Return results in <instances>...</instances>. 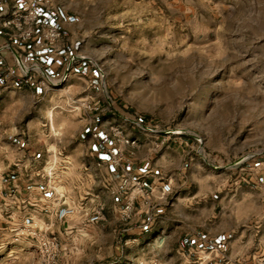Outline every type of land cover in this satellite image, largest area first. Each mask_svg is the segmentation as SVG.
<instances>
[{"label": "rangeland", "instance_id": "rangeland-1", "mask_svg": "<svg viewBox=\"0 0 264 264\" xmlns=\"http://www.w3.org/2000/svg\"><path fill=\"white\" fill-rule=\"evenodd\" d=\"M40 3L73 25L87 75L35 73L33 92L0 88V135L48 142L53 168L89 162L76 145L80 132L82 145L95 141L83 132L95 119L108 137L119 128L138 140L129 162L171 181L174 207L144 238L121 234L114 217L66 241L54 233L56 260L42 254L46 233L0 213V264H264V0ZM215 237L221 247L202 254ZM187 241L200 249L180 250Z\"/></svg>", "mask_w": 264, "mask_h": 264}, {"label": "crops", "instance_id": "crops-1", "mask_svg": "<svg viewBox=\"0 0 264 264\" xmlns=\"http://www.w3.org/2000/svg\"><path fill=\"white\" fill-rule=\"evenodd\" d=\"M3 1L0 3V12L4 13L9 11L10 6L16 4L14 0ZM38 9L40 8H37L40 17L56 26L62 33V38L52 48L36 46L35 42L31 41L20 47L14 44V51H11L4 49L6 38L0 30V88L16 91V89L23 87L31 92L38 88L36 79H39V76H36L35 80L29 83H24L20 79L21 71L16 64V57L24 65L37 62L53 79L63 78L72 73L74 76L87 75L83 65L78 63L79 58L73 54L76 52V46L80 41L73 25L66 17L58 13L54 15L52 12H47V15L44 16L43 12ZM96 122L97 119L94 120L93 126L85 127L83 132H86L87 137H89V132L96 130L99 139L90 140L91 144L82 145L84 136L80 132L78 134L79 143L76 145L79 154L82 150H86L89 154V162L85 163L81 160L62 162L58 160L59 166L53 167L54 170L48 165H44V157L45 159L49 157L44 153L50 154V150H52L48 142L39 140L42 147L37 149L32 146L30 135H27V140L19 139L12 131L0 135V138L4 137L3 141L0 139V213L9 214V216L7 215L8 218L23 217L26 220L29 219L33 228L42 230L46 234L55 233L60 240L64 241L68 237L80 236L81 233H91L90 229L105 222L106 217L108 219L114 217L118 222V213L124 203L123 189L130 178L144 172L135 162L125 164L120 170L110 164H105L108 160L105 148L112 143V138L110 135L108 137L107 134H103L105 128L102 133L99 132ZM42 136L41 134L39 137ZM127 137L129 136L127 135ZM99 157L105 161L102 166L97 163ZM149 180L153 182V185H157V190L158 182L155 177L151 175ZM99 184L104 186V190L98 189ZM156 190L155 193H158ZM106 200L110 202L107 204ZM61 202L75 205L79 214L72 219L58 222L56 211ZM99 202H103L104 219L95 224H86V218L94 212ZM173 207L174 203L171 202L170 196L169 202L155 211L157 214L156 221L163 219L162 215L165 211L170 213ZM142 211L133 218L128 232L146 233L140 238L147 236V231L155 230L156 232L157 230L156 225L149 229H138L139 224L147 217L146 210ZM239 233V235H235V238L241 240L242 230ZM210 241L211 239L201 240V244H203L201 249L192 241L183 242V246L179 249L187 252L200 249L203 254L207 252L209 246L215 249L221 247L218 246L220 242L217 237L214 238L215 243H210ZM209 259L207 258V260Z\"/></svg>", "mask_w": 264, "mask_h": 264}, {"label": "built area", "instance_id": "built-area-1", "mask_svg": "<svg viewBox=\"0 0 264 264\" xmlns=\"http://www.w3.org/2000/svg\"><path fill=\"white\" fill-rule=\"evenodd\" d=\"M16 2L8 12H0V30L6 38L4 49L13 50V45L24 46L38 38L35 42L36 46L40 47H55L62 38L60 30L50 22L43 20L38 11V5H41L42 0H14ZM20 2V3H18ZM15 49V48H14ZM16 50V49H15ZM14 51V50H13ZM16 64L21 71L20 79L24 83H29L33 80L35 73L51 82V79L44 69L37 63L30 66L24 65L22 61L16 57ZM43 70V71H42ZM93 110H97L94 108ZM138 128H142L139 123L133 122ZM110 137L112 143L106 146L105 153L108 156L107 162L114 168H121L122 164L129 163V157L125 155L126 148L132 150L137 147L138 140L129 138L124 131L117 128L111 131ZM92 138L99 139L97 132L92 134ZM161 142V144H163ZM133 155V151L129 152ZM150 171L139 173L136 177L130 178L126 187L123 189L124 203L118 213V222L121 226V234L129 232V225L133 218L146 210L147 217L139 224L138 229L151 228L157 218L156 210L169 202V197L174 192V186L169 180L156 179L158 182V193H155L156 186L149 180ZM79 214V210L75 205H69L61 202L56 211V220L64 222L72 219ZM104 219L103 207H96L86 218V224H95ZM42 254L47 260H56V252L59 253L61 246L58 238L53 234L44 235L41 239Z\"/></svg>", "mask_w": 264, "mask_h": 264}]
</instances>
